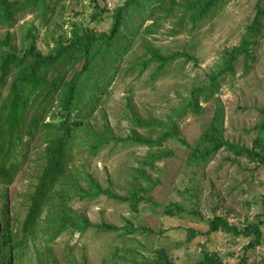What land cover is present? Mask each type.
Returning a JSON list of instances; mask_svg holds the SVG:
<instances>
[{"label":"rangeland","instance_id":"rangeland-1","mask_svg":"<svg viewBox=\"0 0 264 264\" xmlns=\"http://www.w3.org/2000/svg\"><path fill=\"white\" fill-rule=\"evenodd\" d=\"M124 1L61 0L52 3L53 10L48 13L46 23L36 12L18 13L11 27L0 25V40L9 30L13 44L20 46L27 29L33 25L39 47L47 51L53 45V37L69 34L75 24L97 32L109 30L110 13ZM257 4L264 6V0H219L194 30L187 24L178 33L174 31V18L159 21L154 33L135 39L127 60H134L144 53V41L163 54L186 51L195 59L177 58L166 73L155 78L150 75L152 66L139 77H135L136 72L125 75L121 70L88 119L89 126L99 130L107 123L118 137H126L132 129L154 137L156 132L150 133L147 128L131 123L133 111L148 120L174 118L186 141L194 145L216 107L221 105L225 137L251 146L254 125L264 116V18L260 32L250 45L251 56L245 59L241 55L232 71L219 74L217 89L209 99L203 95L199 97L201 111L196 113L182 106L192 87L206 84L211 74L219 71L224 50L241 42L256 14ZM152 21L153 17L147 18L143 28ZM6 91L7 86L1 88L0 100ZM50 117L48 112L44 121L51 120ZM83 134L80 132L81 136ZM27 138L23 136L19 145L21 153ZM30 141L29 154L22 163V158H18V170L12 182L0 184V211L7 202L13 231L25 216L29 195L43 165L42 137L35 135ZM160 150L171 151L172 155L155 160L152 166L143 164L149 151ZM189 152L190 148L173 140L158 148L121 141L110 143L96 154L89 153L83 143L76 144L70 152V166L91 173L101 186L108 187L118 196H127L135 187L146 188L153 182L154 186L149 192H138L137 209L132 208L129 200L105 195L91 200L74 197L70 206L86 214L92 223L107 222L120 229H89L73 234L65 231L53 243L44 242L43 237L47 236L39 232L20 264H140L143 257L154 258L160 248L167 250L174 264H193L205 252L216 253L223 264H264V223L261 226L262 242L254 249H245L249 237L244 235L235 236L224 231L203 234L214 214H221L240 227L246 221H255L263 211L264 164L221 149L205 166H197L187 161ZM137 169L144 171L146 176L136 175ZM81 184L86 186L84 181ZM147 198L158 204L152 205ZM171 202L182 206L184 211L174 216L164 214V206ZM127 222L134 228L146 226L152 231L124 233L121 228ZM188 228L201 233L188 240ZM244 254L247 259L241 261Z\"/></svg>","mask_w":264,"mask_h":264},{"label":"trees","instance_id":"trees-1","mask_svg":"<svg viewBox=\"0 0 264 264\" xmlns=\"http://www.w3.org/2000/svg\"><path fill=\"white\" fill-rule=\"evenodd\" d=\"M61 0H0V25L7 28L16 21V15L25 11L36 12L43 23L49 19L52 3ZM219 0H125L111 13V26L107 31L83 29L74 25L69 34L61 33L52 38L53 45L43 51L34 33L35 26H30L22 38L20 46L12 41V33L7 30L0 40V91L7 86L6 94L0 100V184L12 182L18 170V158L22 161L29 154L31 138L40 135L43 147L41 158L43 165L29 195L27 211L17 230L13 231L9 216V205L6 202L0 211V264H20L26 257L29 244L43 232L46 243H53L65 231L83 233L89 229L96 231H115L120 227L107 223H92L86 214L74 210L69 202L74 197L78 199H94L100 195L129 200L133 209H137L140 201L138 192H149L154 186L134 188L129 195L120 197L108 187L100 185L89 172L74 169L70 166V152L76 144L83 143L87 151L96 154L110 143L131 141L137 144L158 148L168 140L190 148L187 161L197 166H205L211 157L219 150L232 151L237 156H243L258 164H264V116L254 125L252 145L235 143L225 137L224 112L221 105L216 110L206 127L194 143L189 144L181 134L174 118L167 121L143 119L134 111L131 123L156 132L154 137L141 135L137 129L126 137H118L111 127L104 123L101 129L89 126L88 119L99 107L107 87L123 70L125 75L141 76L150 66L153 67L151 77L163 75L168 66L177 58L185 61L195 57L186 52L163 54L150 42H143L144 53L134 60H127L132 50L133 42L144 35L154 33L159 21L173 19L175 32H179L188 24L194 30L211 13ZM153 21L143 28L147 18ZM264 18V6L256 5V14L241 42L230 49L224 50L223 61L217 73L211 74L206 84L191 88L182 108H190L199 113L202 107L199 97L209 99L217 89V79L223 71H232L235 61L242 55L245 59L251 56L250 45L260 32ZM157 27V28H155ZM127 65L124 66V63ZM54 102L56 105L54 106ZM51 120L44 121L47 113ZM264 114V108L262 109ZM80 132L83 136L80 135ZM27 136L22 153L19 145ZM80 138V140L76 139ZM20 153V155L18 154ZM149 157L144 159V165L152 166L155 160L172 155L171 151H149ZM20 158V159H21ZM136 175L144 176L141 169ZM146 176V175H145ZM86 183V186L81 184ZM152 205L158 203L147 198ZM263 211L259 212L255 221H246L244 226L230 222L221 214H214L207 222L204 235L224 231L232 235L249 237L245 249H254L262 242ZM184 208L175 202L164 206V214L174 216L183 212ZM124 233L135 230L150 232L144 226L134 228L127 222L122 226ZM196 233L188 228V240ZM143 257V256H142ZM247 259L246 254L241 261ZM140 264H174L172 257L165 248L157 250L154 258L143 257ZM85 264V263H82ZM193 264H223L216 253L205 252ZM239 264V262L237 263Z\"/></svg>","mask_w":264,"mask_h":264}]
</instances>
